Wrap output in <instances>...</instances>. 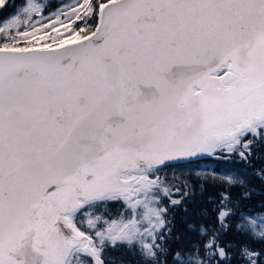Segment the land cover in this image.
I'll list each match as a JSON object with an SVG mask.
<instances>
[{"label":"snow or ice","instance_id":"obj_1","mask_svg":"<svg viewBox=\"0 0 264 264\" xmlns=\"http://www.w3.org/2000/svg\"><path fill=\"white\" fill-rule=\"evenodd\" d=\"M0 264H264V0H0Z\"/></svg>","mask_w":264,"mask_h":264},{"label":"trees","instance_id":"obj_2","mask_svg":"<svg viewBox=\"0 0 264 264\" xmlns=\"http://www.w3.org/2000/svg\"><path fill=\"white\" fill-rule=\"evenodd\" d=\"M202 167L216 168L217 164L208 163L206 165H202ZM165 175L167 176L168 181H170L174 185H181L185 181H188L194 185L198 183L197 177L195 175H189L187 172H182L181 170L178 169L167 171ZM209 191H211V188H209Z\"/></svg>","mask_w":264,"mask_h":264},{"label":"rangeland","instance_id":"obj_3","mask_svg":"<svg viewBox=\"0 0 264 264\" xmlns=\"http://www.w3.org/2000/svg\"><path fill=\"white\" fill-rule=\"evenodd\" d=\"M65 2H67V0H65Z\"/></svg>","mask_w":264,"mask_h":264}]
</instances>
